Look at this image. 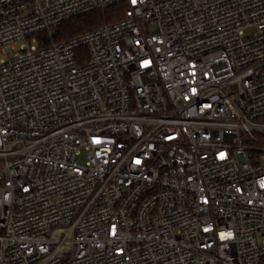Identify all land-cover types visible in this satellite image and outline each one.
I'll list each match as a JSON object with an SVG mask.
<instances>
[{
    "label": "built area",
    "instance_id": "2783aa9c",
    "mask_svg": "<svg viewBox=\"0 0 264 264\" xmlns=\"http://www.w3.org/2000/svg\"><path fill=\"white\" fill-rule=\"evenodd\" d=\"M0 55V264H264V0H0Z\"/></svg>",
    "mask_w": 264,
    "mask_h": 264
},
{
    "label": "trees",
    "instance_id": "16d2710c",
    "mask_svg": "<svg viewBox=\"0 0 264 264\" xmlns=\"http://www.w3.org/2000/svg\"><path fill=\"white\" fill-rule=\"evenodd\" d=\"M125 6L123 4L113 5L103 11L93 12L78 16L58 26L56 41L65 40L100 25L119 20L123 16Z\"/></svg>",
    "mask_w": 264,
    "mask_h": 264
},
{
    "label": "rangeland",
    "instance_id": "374dc122",
    "mask_svg": "<svg viewBox=\"0 0 264 264\" xmlns=\"http://www.w3.org/2000/svg\"><path fill=\"white\" fill-rule=\"evenodd\" d=\"M250 32V31H249ZM0 58H1V55H0Z\"/></svg>",
    "mask_w": 264,
    "mask_h": 264
}]
</instances>
